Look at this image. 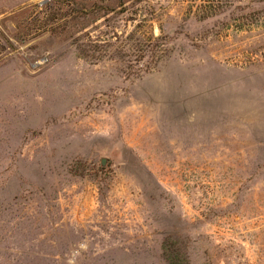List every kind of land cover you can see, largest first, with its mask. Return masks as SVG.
Wrapping results in <instances>:
<instances>
[{
  "label": "rangeland",
  "instance_id": "1",
  "mask_svg": "<svg viewBox=\"0 0 264 264\" xmlns=\"http://www.w3.org/2000/svg\"><path fill=\"white\" fill-rule=\"evenodd\" d=\"M0 264H264V0H0Z\"/></svg>",
  "mask_w": 264,
  "mask_h": 264
},
{
  "label": "water",
  "instance_id": "2",
  "mask_svg": "<svg viewBox=\"0 0 264 264\" xmlns=\"http://www.w3.org/2000/svg\"><path fill=\"white\" fill-rule=\"evenodd\" d=\"M104 163V162H103Z\"/></svg>",
  "mask_w": 264,
  "mask_h": 264
}]
</instances>
